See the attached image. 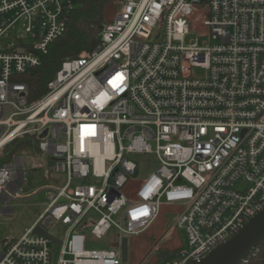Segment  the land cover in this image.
<instances>
[{"label": "built area", "instance_id": "1", "mask_svg": "<svg viewBox=\"0 0 264 264\" xmlns=\"http://www.w3.org/2000/svg\"><path fill=\"white\" fill-rule=\"evenodd\" d=\"M74 8L0 0V151L46 131L38 149L66 175L46 189L32 227L0 247V264H52L56 254L57 264H122L121 239L144 232L164 205L176 207L167 225L185 246L165 264L197 261L264 208V0H123L90 54L64 61L28 104L15 77L40 66ZM135 154H154L158 167L129 202L121 189ZM13 159L0 166L5 211L25 181ZM90 212L96 220H85ZM57 222L62 239L48 233ZM109 232L118 252L87 249V235ZM238 264H264V244Z\"/></svg>", "mask_w": 264, "mask_h": 264}, {"label": "rangeland", "instance_id": "2", "mask_svg": "<svg viewBox=\"0 0 264 264\" xmlns=\"http://www.w3.org/2000/svg\"><path fill=\"white\" fill-rule=\"evenodd\" d=\"M120 1L122 0H106L102 26L113 20L118 8L117 3ZM204 39L214 43L210 38ZM205 73L200 68L192 70V75L197 78L203 77ZM8 114L6 113V116ZM21 118L23 117H16L15 119ZM38 143L39 138L37 137V140L33 141L29 148L18 151L14 156V158L20 157L23 159V168L20 169L24 172L25 181L18 196L8 203V206L12 209L11 214L9 216H0V243H9L19 239L24 232V228L35 221L43 212L46 204L44 194L46 189L60 188L66 181L65 173L55 172L52 163L39 151ZM129 160L136 166L134 179H128L121 191L125 198L131 202L136 199V191L140 184L157 169L158 160L154 154L130 155ZM74 184H77V182H74ZM166 211L170 212L172 209L166 208ZM88 219L96 220L97 215L90 212L85 220ZM168 227L167 220L162 215L145 232L136 236H127V261L124 264H153L156 258V250L152 251V249L157 242L159 243L158 249L165 247L171 250L179 245L185 247L181 231L174 228L168 231ZM65 231L66 228L57 222L50 227L48 233L62 239ZM111 235L112 233L109 232L103 240H91L90 236L87 235V249L97 251L109 249L112 246L114 251L118 252V248L115 246L117 239H113ZM175 235L179 237L176 238ZM133 252L136 256H141V258L134 257L132 255ZM57 261L58 255L56 254L52 259V264H57Z\"/></svg>", "mask_w": 264, "mask_h": 264}, {"label": "trees", "instance_id": "3", "mask_svg": "<svg viewBox=\"0 0 264 264\" xmlns=\"http://www.w3.org/2000/svg\"><path fill=\"white\" fill-rule=\"evenodd\" d=\"M106 0H75L64 34L50 44L42 56L40 66L15 77L26 85V102L31 104L47 92L48 82L55 76L66 60L87 57L98 42L104 23ZM37 140L35 134H24L6 144L0 151V166L9 164L18 151L29 148ZM13 144L12 146H10ZM181 248L159 250L155 264H165L178 256Z\"/></svg>", "mask_w": 264, "mask_h": 264}, {"label": "water", "instance_id": "4", "mask_svg": "<svg viewBox=\"0 0 264 264\" xmlns=\"http://www.w3.org/2000/svg\"><path fill=\"white\" fill-rule=\"evenodd\" d=\"M46 134L44 131L39 138ZM20 187L19 184H16ZM168 222L173 219V215H166ZM33 234H41L50 237L45 231L36 227ZM51 238V237H50ZM55 242V239L51 238ZM264 244V208L257 214L249 218L225 243L213 248L201 259L191 260L187 264H238L255 247ZM127 261V238L121 239V262Z\"/></svg>", "mask_w": 264, "mask_h": 264}, {"label": "crops", "instance_id": "5", "mask_svg": "<svg viewBox=\"0 0 264 264\" xmlns=\"http://www.w3.org/2000/svg\"><path fill=\"white\" fill-rule=\"evenodd\" d=\"M123 1V0H122ZM122 1H120V2H122ZM120 2H118L117 3V5L119 6V3ZM23 160V159H22ZM48 161H50V160H48ZM51 162V161H50ZM19 183V182H18ZM23 184L24 183H22V184H20L19 183V185H20V188L23 186ZM21 191V190H20ZM19 191V192H20ZM9 194V196H10V193H8ZM9 203V202H8ZM7 207L9 208V210L8 211H5V210H3V208H0V216L1 217H3V216H9L10 214H11V207H9L8 206V204H7ZM166 208H170V209H172V210H174L176 207L175 206H167V205H164V206H162V208H161V212H160V214H159V216L157 217V219L150 225V226H152L154 223H156L159 219H160V217L163 215L164 217H166V215H167V213H168V211H166ZM169 210V209H168ZM34 222L35 221H33V222H31V223H29V225L27 226V227H25L24 228V232L20 235V237L28 230V229H30L31 227H32V225L34 224ZM149 226V227H150ZM170 229H168V231H169ZM145 232V231H144ZM176 236V238H178L179 236L178 235H175ZM19 237V238H20ZM16 240H18V239H16ZM16 240H13V241H16ZM4 243H0V247L3 245ZM181 247V245H179L177 248H174V249H171V250H175V249H179ZM158 247H153V249H152V251H154V250H156L155 252H156V254H157V252L159 251V250H168V249H166L165 247H163V248H159L158 250ZM132 251H134V250H132ZM134 257H136V258H138L139 256H136V254H134V252H133V254H132ZM141 258V256L139 257V259ZM156 260H157V256H156V258H155V260H154V262H153V264H155V262H156Z\"/></svg>", "mask_w": 264, "mask_h": 264}]
</instances>
